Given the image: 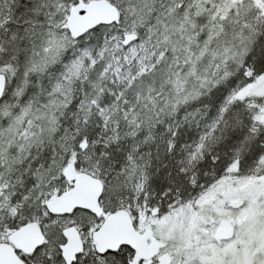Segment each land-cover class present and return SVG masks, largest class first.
<instances>
[{
  "label": "trees",
  "instance_id": "1",
  "mask_svg": "<svg viewBox=\"0 0 264 264\" xmlns=\"http://www.w3.org/2000/svg\"><path fill=\"white\" fill-rule=\"evenodd\" d=\"M219 1L163 0L152 25V33L161 37L154 61L146 56L147 67L124 83L113 82L110 75L102 74L103 67L95 64L79 80L76 96L63 102L54 129L60 147L70 142L79 156L91 159L90 164L81 165L69 157L65 167L92 172L100 179L106 191L101 197L105 214L119 209L131 214L145 195L161 212L170 196L194 197L204 183V172L222 170L228 150L243 146L241 164L245 166L257 154L254 146L264 144V131L253 133L252 113L247 100L241 99L264 75V29L250 22L243 11L224 7ZM140 2L118 0L119 19L125 8L133 12ZM14 5L20 18H11L1 33L0 74L6 76L7 88L0 101V145L21 124L22 108L43 101L44 93L78 54L75 52L87 47V35L72 40L60 29L65 33L60 62L53 67H29L31 24L24 21L32 17V2L14 0ZM102 28L90 33L99 39L96 33ZM13 65L17 97L11 95L8 85ZM231 97L233 102L228 104ZM197 143L206 144L208 154L196 164L199 178L193 186L179 161L185 157L182 147ZM49 158L50 153L32 148L16 161L13 203L17 206L16 214L7 221L9 231L37 222L33 214L42 211L44 203L37 201L29 188ZM123 249L129 255L130 251ZM39 250L29 256L18 254L27 264H39Z\"/></svg>",
  "mask_w": 264,
  "mask_h": 264
},
{
  "label": "rangeland",
  "instance_id": "2",
  "mask_svg": "<svg viewBox=\"0 0 264 264\" xmlns=\"http://www.w3.org/2000/svg\"><path fill=\"white\" fill-rule=\"evenodd\" d=\"M30 1L32 17L24 21L25 25L31 24L28 29L31 50L28 66L38 69L43 66H56L60 62V50L64 46L65 35L59 30L70 9L78 1L87 3L93 0ZM106 1L117 7L118 0ZM219 2L224 7L243 11L250 22L255 21L258 28L264 29V0ZM161 4L165 2L141 0L133 12L125 8L117 23L100 29L96 33L100 40L94 33H88L85 42L87 47L75 52L78 54L66 64L61 75L59 73V79L44 93L43 101L29 102L22 108L21 124L0 145V242L7 241L12 232L7 229V221L16 214L17 205L13 203V182L18 176L15 170L16 161L22 159L32 148L50 153L49 160L42 164L35 183L29 188V192L41 204L71 188L72 184L66 182L62 176L66 159L73 157L81 165L90 164L91 159L85 155L79 156V152L73 150L70 142L60 147V136L54 129L60 121L63 102L76 96L79 80L95 64L103 67L102 74L110 75L113 82L118 80L124 83L147 67L146 56L149 55V61L153 62L157 57L153 56L161 49V37L152 33L155 10ZM13 5L14 0H0L1 45L4 44L1 33L6 31L8 22L11 18H20L18 8ZM130 34L138 36L137 40L130 43ZM15 74L16 66H10L9 92L17 97L18 82ZM241 99L247 100V106L252 113L253 133L257 135L264 131V75L258 78L249 92L241 95ZM232 102L233 97L227 103ZM207 149L204 143L182 147L185 157L179 161V165L189 174L185 175L193 186H196L199 178L194 171L196 164L208 154L205 151ZM253 149L257 154L245 166L241 164L244 158L243 146L225 152L223 157L226 164L222 170L216 172L213 168L212 173L204 172V183L198 187L194 197L176 199L170 196L161 212L151 204L150 196L145 195L131 211L136 231H152L161 245V253L171 256L170 264H264V144L254 146ZM47 157L48 155L46 159ZM76 170L99 179L92 172L79 168ZM139 185L143 183L140 182ZM105 192L104 188L103 194ZM102 198L100 206L105 212L106 206ZM236 199L242 200L244 204L234 210L229 207V203ZM106 200L112 202L113 199L106 195ZM33 215L45 238V243L36 256L39 264H64L59 247L64 244L62 231L68 227L78 230L83 243V251L75 264H128L131 260L124 249L118 255L99 256L95 253L91 236L100 227L104 217L96 218L81 210L71 215L51 216L45 208ZM223 221L231 225L232 232L230 236L224 235L227 239L216 242L213 235L218 223Z\"/></svg>",
  "mask_w": 264,
  "mask_h": 264
},
{
  "label": "water",
  "instance_id": "3",
  "mask_svg": "<svg viewBox=\"0 0 264 264\" xmlns=\"http://www.w3.org/2000/svg\"><path fill=\"white\" fill-rule=\"evenodd\" d=\"M119 19L118 8L106 0H93L87 3L78 2L70 9L65 23L60 27L72 40H78L98 27L112 26ZM129 42L137 40L135 34L128 35ZM6 90V77L0 74V101ZM81 151L85 150L83 145ZM62 176L71 188L61 195L52 197L44 204L46 212L51 216L71 215L76 210L90 213L96 218L103 214L100 198L104 186L99 179L78 172L75 167H67ZM243 201L236 199L229 203L231 209H239ZM222 233L231 235L232 229L226 223ZM65 243L59 247L60 257L64 264H73L82 253L83 243L75 227L63 230ZM217 232L216 234H218ZM94 251L99 256L117 253L126 247L133 252L131 264H170L171 256L167 253L159 255L160 243L152 231L139 233L136 231L128 211L119 209L108 214L100 227L92 233ZM219 242L217 235L214 238ZM44 235L36 222H29L13 231L6 242H0V264H26L17 254L29 256L43 246ZM155 259V263L153 260Z\"/></svg>",
  "mask_w": 264,
  "mask_h": 264
},
{
  "label": "flooded vegetation",
  "instance_id": "4",
  "mask_svg": "<svg viewBox=\"0 0 264 264\" xmlns=\"http://www.w3.org/2000/svg\"><path fill=\"white\" fill-rule=\"evenodd\" d=\"M223 223H225L224 221L223 222H219L218 223V226H217V228L215 229V234L213 235V238H215V236L217 235V237H220L219 239H221V240H225V239H227L226 238V236H224L225 234L224 233H222V231L226 228V226H222V224ZM227 224V223H226ZM230 227H231V225H229ZM76 229V228H75ZM77 230V229H76ZM78 231V230H77ZM145 231H148V230H145ZM63 232V231H62ZM217 232H219L220 234H216ZM79 233V232H78ZM80 235V234H79ZM62 236H63V233H62ZM63 238H64V236H63ZM64 243H65V239H64ZM123 249V248H122ZM125 249H128V248H125ZM130 252H129V257H131V260H130V262L128 263V264H131V261H132V257H133V252L130 250V249H128ZM119 252V251H118ZM117 252V253H118ZM161 252H159V254H160ZM20 254V253H19ZM113 254H116V253H113ZM113 254H111V255H113ZM107 255V254H106ZM25 256V255H24ZM153 263H155V259L153 260ZM139 264H145L144 262H140Z\"/></svg>",
  "mask_w": 264,
  "mask_h": 264
}]
</instances>
